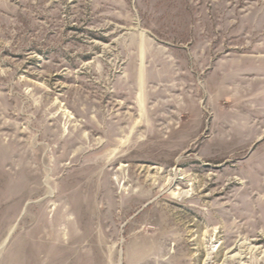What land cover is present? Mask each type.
I'll list each match as a JSON object with an SVG mask.
<instances>
[{"label":"rangeland","instance_id":"374dc122","mask_svg":"<svg viewBox=\"0 0 264 264\" xmlns=\"http://www.w3.org/2000/svg\"><path fill=\"white\" fill-rule=\"evenodd\" d=\"M0 264H264V0H0Z\"/></svg>","mask_w":264,"mask_h":264}]
</instances>
